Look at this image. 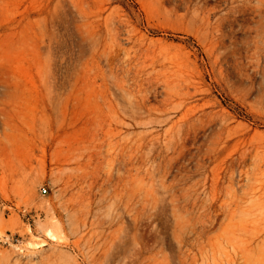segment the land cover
<instances>
[{"label":"rangeland","instance_id":"1","mask_svg":"<svg viewBox=\"0 0 264 264\" xmlns=\"http://www.w3.org/2000/svg\"><path fill=\"white\" fill-rule=\"evenodd\" d=\"M0 264H264V5L0 0Z\"/></svg>","mask_w":264,"mask_h":264},{"label":"bare ground","instance_id":"2","mask_svg":"<svg viewBox=\"0 0 264 264\" xmlns=\"http://www.w3.org/2000/svg\"><path fill=\"white\" fill-rule=\"evenodd\" d=\"M255 2L257 5H264V0H240L241 4H251L252 2ZM238 4V2H237Z\"/></svg>","mask_w":264,"mask_h":264},{"label":"built area","instance_id":"3","mask_svg":"<svg viewBox=\"0 0 264 264\" xmlns=\"http://www.w3.org/2000/svg\"><path fill=\"white\" fill-rule=\"evenodd\" d=\"M41 191H42L43 194L47 193V189L46 188L41 189Z\"/></svg>","mask_w":264,"mask_h":264}]
</instances>
